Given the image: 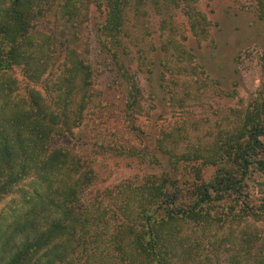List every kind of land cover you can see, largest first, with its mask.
<instances>
[{
  "label": "trees",
  "instance_id": "trees-1",
  "mask_svg": "<svg viewBox=\"0 0 264 264\" xmlns=\"http://www.w3.org/2000/svg\"><path fill=\"white\" fill-rule=\"evenodd\" d=\"M200 1L0 0V264H264V86L203 148L167 150L172 172L90 199L93 167L57 145L76 137L94 98L93 68L77 48L90 9L105 15L98 42L130 82L129 21L151 12L167 24L182 10L205 40ZM252 1L264 24V0ZM48 13L60 37L37 30ZM130 84L134 108L140 88ZM205 168L215 169L209 181ZM206 233L214 240L204 254Z\"/></svg>",
  "mask_w": 264,
  "mask_h": 264
},
{
  "label": "rangeland",
  "instance_id": "rangeland-1",
  "mask_svg": "<svg viewBox=\"0 0 264 264\" xmlns=\"http://www.w3.org/2000/svg\"><path fill=\"white\" fill-rule=\"evenodd\" d=\"M198 7L210 21L205 40L194 37L182 10L167 24L151 12L129 21L122 59L126 77L140 88L134 108L129 79L96 36L105 15L95 7L88 12L82 42L76 43L94 71V98L76 137L59 139L57 145L65 143L93 167L97 182L89 199L106 187L172 172L167 150L188 154L203 148L238 122V113L264 86V24L253 1L201 0ZM60 26L48 13L37 30L60 37ZM17 76L22 80L19 70ZM214 173L205 168L203 177L209 181ZM206 235L201 236L204 254L214 240Z\"/></svg>",
  "mask_w": 264,
  "mask_h": 264
}]
</instances>
